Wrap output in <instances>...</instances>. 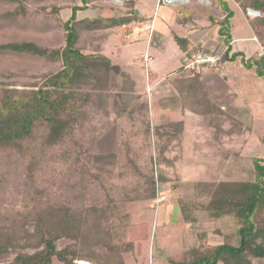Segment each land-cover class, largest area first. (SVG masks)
<instances>
[{
    "label": "rangeland",
    "instance_id": "374dc122",
    "mask_svg": "<svg viewBox=\"0 0 264 264\" xmlns=\"http://www.w3.org/2000/svg\"><path fill=\"white\" fill-rule=\"evenodd\" d=\"M87 1L85 6L81 5L80 0H76L75 4L83 8L76 16L78 19L92 18L94 21L91 20L89 25L96 29L87 31V24L74 23L77 33L76 46L84 54L105 57L113 64L119 65L125 73H130L138 92H151L153 95L170 92V78L186 76V72L182 70V66L189 61L186 52L196 48L202 49L204 42L210 40L215 43L218 55L227 47L224 43L226 34L221 35L218 27L209 29L207 37L199 41L201 44L195 43L192 39L194 34L175 21L183 7L169 6L165 0H136L138 5L135 8L141 12L140 16L146 19L145 22L150 20L156 24L153 28L148 27L147 31L134 30L141 29L134 24L108 28L105 27L108 25L106 22H102L103 26L94 23L95 19H101L102 15H113V11H118L114 13L120 16L125 8L122 6L124 0H104L101 3L96 0ZM170 1L178 3V0ZM194 1L209 5V0ZM59 4V8L74 5L69 0H60ZM226 4L227 9L232 11V29L227 31L228 26L224 32L228 34L229 39L232 37L239 42L229 46V58L223 59L222 67L215 69L212 76L221 81L224 88L225 101L222 100L226 105L216 104L250 126V130L244 131L242 135L224 140V149L231 151L232 170L236 172L244 167H240V159L264 157V144L258 139L264 135V77L258 76L256 71L259 64H262L260 61L264 59V44H261V48L255 40L257 38L260 42L264 41V25L251 15L249 9L244 12L234 2ZM12 8L11 4L0 3V44L33 42L50 50L63 48L65 37L62 23L69 19L70 8L53 13L54 2L29 1L28 15L11 19L5 14ZM256 15L260 16V13L257 12ZM172 18L174 21L171 23ZM233 53L235 55L232 59L230 57ZM147 55L152 58L149 65L145 64L148 61L145 58ZM256 61L257 65L253 63ZM60 68V61L51 62L32 55L0 51V89L13 88L19 92L35 90L44 82L41 75H52ZM146 69L154 73L156 82L149 84L146 80ZM107 73L109 74L100 73L97 87L89 92V103L83 108L75 140L77 144L89 147L97 155L119 153L118 161L122 166L126 159L122 157L123 152L117 150L118 140L124 132L121 128L124 125L121 127L119 123L118 126L119 120H116L118 104L114 101L117 94L113 95L110 90L99 93V88L107 89V84L113 81V75ZM157 82L162 84V87L156 88ZM201 120L197 115L186 112L183 150L180 151L176 144H169L171 152L164 153V157L175 158L177 163L173 161V164L162 165L166 182L157 183L154 201L131 202L127 199L133 197L134 192L129 188L133 185L132 180L128 181L125 174L120 175L119 179L115 178L116 174H113L114 177L110 175V179L106 177L108 174H104V193L97 182L93 183L87 179V175L80 181L73 170L68 168L73 161L65 162L61 147L45 152L41 159L37 160V165L29 168V173L24 170L22 160L13 152L0 155V170L7 178L6 186L0 189L1 223L8 229L7 233L11 232V224L16 222L22 231L26 230L31 234L35 229V222H27L30 215H33L30 206L34 202L31 201L36 200L41 206L44 199L51 201L55 211L60 201H66L63 196H67L68 206L71 207V221L80 216L81 230L77 234L61 237L56 244L59 250L67 247L76 250L89 264H96L94 261L99 264L188 262L189 251L197 244L199 233H205V242L209 245L226 241L232 243L234 228L230 220L215 221L202 211L209 201L210 190L220 182H227L229 177L226 174L225 152L216 147H207L208 133L201 126ZM123 138L126 139V134ZM138 154L144 155V152L142 154L139 151ZM234 154L237 155L236 160ZM118 193L125 196V202L115 204L116 214L112 218V228L107 227L106 220L108 215H111L108 203ZM106 194L107 199H103ZM93 200L108 208L105 214H98L101 221L98 226H93V217L89 213ZM104 215L107 217L103 220ZM85 217L87 221L83 223ZM75 223L77 220L70 222ZM133 226L137 231L143 230L147 237L134 239L133 252L129 254L124 252V245L131 240L129 232ZM24 243L23 239L16 241L14 249L10 250L4 259H0V264H11L18 253L35 251ZM78 262L75 260L73 263ZM53 264L60 263L53 260ZM254 264L261 262L254 261Z\"/></svg>",
    "mask_w": 264,
    "mask_h": 264
},
{
    "label": "trees",
    "instance_id": "16d2710c",
    "mask_svg": "<svg viewBox=\"0 0 264 264\" xmlns=\"http://www.w3.org/2000/svg\"><path fill=\"white\" fill-rule=\"evenodd\" d=\"M29 1L41 3L45 0H0V3L13 5L12 10L5 16L15 19L28 15ZM69 1L74 5L63 7L70 8L71 12L69 19L62 23L65 37L62 49L50 50L33 42L0 44L2 52L27 54L51 62H61V68L56 73L41 75L44 82L35 90L19 92L13 88L0 89V155L13 152L22 160L24 170L29 173V168L35 167L37 160H40L45 152L61 147L65 162L73 161L68 168L73 170L80 181L87 175V179L93 183L97 182L104 193V178L116 174L115 178L119 179L120 175L125 174L128 181L132 180L133 185L129 188L134 192L133 197L127 199L131 202L154 201L157 183L166 182L162 165L173 164V161L177 163L175 158L164 157V153L171 152V147L168 148L171 143L176 144L182 151L185 114L193 113L202 119L201 126L208 133L207 147H216L225 152L226 174L229 177L227 182H220L210 190L209 201L203 206L202 211L215 221L229 219L234 228L232 236L234 241L209 245L205 242V233H199L197 244L189 251L190 260L175 264H254V261L264 264V157L240 159V167H244L233 172V155L231 151L224 149V140L242 135L244 131L250 130V126L225 112L212 101L203 80L202 69L207 66H202L198 71L190 70L186 68L188 61L182 66L186 76L170 78L171 91L168 93L153 95L151 92L147 94L138 92L130 73H125L119 65L113 64L105 57L84 54L76 46L77 33L74 23L87 24V31L96 28L89 25L94 21L92 18H77L76 14L83 8L75 4L76 0ZM80 1L81 5L86 6L88 3L87 0ZM50 2H54L53 13L63 9L59 8L60 0ZM210 2L209 6L194 1L182 5L183 11L179 12L175 20L182 26H198L200 22L206 21L212 26H217L221 35L226 34L224 43L227 47L219 55L198 48L186 52L189 60L198 52L215 54L219 65L209 68L215 70L222 64L223 59L229 58L230 52V39L224 29L229 26L232 12L227 9L226 2L236 3L244 12L247 9L260 12L262 15L259 20L264 25V0H210ZM136 3V0H124L122 6L125 8L120 16L115 14L101 17L95 19L94 23L101 26L102 22H106L108 25L105 27L108 28L127 24L141 26L146 19L136 14ZM263 42L261 43L264 44ZM177 43L180 45L179 41ZM234 55L235 53L230 58L233 59ZM253 63L257 65V61ZM260 63L262 64H259L256 71L258 76L264 77V59ZM101 72L105 75L110 72V75H113V81L107 84V89L99 88V93L103 94V91L110 90L113 95L117 94L114 101L118 104L116 106L118 108L115 107L116 120H119L118 126L119 123L121 127L124 125L121 130L124 131L123 135L126 134V139L122 135L118 140L117 152H123L122 157L126 159L122 166L118 161L119 153L97 155L89 147L77 144L75 140L83 108L89 103L87 97L91 89L97 87ZM115 75L121 80L118 81L119 77L116 78ZM147 76L149 84L152 83L154 80L152 75ZM258 139L264 144V135ZM139 151L142 154L144 152V155L140 154V157ZM234 159H237L236 154ZM104 174L108 175L105 177ZM6 184L7 178L0 170V189ZM104 196L103 199H107V194ZM63 198L66 201H60L55 211L52 209L51 201L44 199L42 206L36 200L31 201L34 202L30 206L33 215L27 219L30 224L35 222V229L31 234L26 230L22 231L16 222L11 224V234L7 233L8 229L4 228L0 220V259H4L9 251L14 249L16 241L23 239L24 244H28L27 247L35 251L18 253L11 264H53V260L60 264H74L75 260L84 261L85 257L79 255L76 250L68 247L59 250L57 247L56 243L61 237L79 233L82 225L79 224L80 216L71 221L68 197ZM121 202H125V196L118 193L108 203L112 216H103V220L107 217V227L112 225L113 215L116 214L115 204ZM98 205L93 200L89 210L93 217V226L101 222L98 214H105L108 210L107 206ZM75 220L77 223L70 224ZM86 221L87 217L83 219V223ZM87 224L88 222L86 227ZM134 227L129 232L131 240L124 245L125 251L123 250L129 254L133 252L135 240L147 237L143 230L137 231ZM94 263L99 264L95 261Z\"/></svg>",
    "mask_w": 264,
    "mask_h": 264
},
{
    "label": "crops",
    "instance_id": "0c3cea01",
    "mask_svg": "<svg viewBox=\"0 0 264 264\" xmlns=\"http://www.w3.org/2000/svg\"><path fill=\"white\" fill-rule=\"evenodd\" d=\"M183 1L184 0H178L177 1L178 3L175 4V1L165 0V3L169 4V6H173V7L177 6L178 7V6L186 5V4H188V3H190V2H192L194 0H188L187 2H183ZM194 2H197V1H194ZM171 3H174V4L172 5ZM197 3L201 4L200 2H197ZM210 4H211V2L209 0V5ZM137 5H138V3L136 4V6ZM201 5H203V6H209V5H205V4H201ZM136 11L138 12V15H141V12L139 10L136 9ZM229 11H231V10H229ZM250 11H251V15L254 16L256 19H260L261 18L260 16L262 14L260 12H259L260 13V16H259V15H256V13H257L256 11H252V10H250ZM114 12L117 13L116 11H113V13H112L113 15H115ZM113 15H111V16H113ZM105 16L106 15H102V17H105ZM172 20L174 21V18L170 19V22L171 23L173 22ZM228 23H229L228 30L230 31V29H232V16L229 18V22ZM155 25H156L155 22H153V21L150 22V20H148L147 22H145L143 25L140 26L141 27V31L142 30L143 31L144 30L147 31L148 27L152 26V28H153V26H155ZM183 27L187 28L188 30H190L194 34V36H193L192 39L197 44L200 43L199 42L200 40H203V38L205 39L207 37V34H208L209 29H212V28L213 29L214 28L217 29V26L214 27V26L208 24L206 21L200 22L198 26L187 25V26H183ZM255 40H256L257 45L258 46L260 45V47H261L262 46L261 45L262 43L257 38H255ZM238 42H239L238 39H234V38L231 37V39H230V46L232 47V45H237ZM209 44H211V45H209ZM202 49H203V51H208V52L217 54L216 53V49H217L216 44L215 43H211L210 40H208L206 43L204 42V44L202 45ZM222 51H221V53H222ZM148 57L150 59L145 63L146 65H149V63L152 60V58L150 56H148ZM221 67H222V64L219 66V68H221ZM205 69H207V71H205ZM202 71H203V80H204V83H205V87H206L207 91L209 92V94L211 96V99L213 101H215L214 102L215 104L216 103H219L220 105H226V103L224 102L225 101L224 88L222 87L221 81H219L217 78H214L212 76V73H213L214 70L213 69H209L208 67H204L202 69ZM146 72H147L146 73L147 75H152V77L154 78L153 81H155V75H154V73L150 69H148V71L146 69ZM157 86H159V87L161 86L162 87V84H160V83L158 84V82H157L155 87L158 88ZM216 101H218V102H216ZM220 108H222V107H220ZM184 141H185V130H183L182 150H183V143H184Z\"/></svg>",
    "mask_w": 264,
    "mask_h": 264
},
{
    "label": "built area",
    "instance_id": "2783aa9c",
    "mask_svg": "<svg viewBox=\"0 0 264 264\" xmlns=\"http://www.w3.org/2000/svg\"><path fill=\"white\" fill-rule=\"evenodd\" d=\"M255 14V13H254ZM141 30L139 28H134V30ZM146 60L150 58L145 56ZM218 65V57L215 54L198 52L194 54L186 65L187 69L198 71L202 66H207L208 68H213Z\"/></svg>",
    "mask_w": 264,
    "mask_h": 264
},
{
    "label": "bare ground",
    "instance_id": "6f19581e",
    "mask_svg": "<svg viewBox=\"0 0 264 264\" xmlns=\"http://www.w3.org/2000/svg\"><path fill=\"white\" fill-rule=\"evenodd\" d=\"M78 264H89V263L86 262V261H82V260H81V261L78 262Z\"/></svg>",
    "mask_w": 264,
    "mask_h": 264
},
{
    "label": "water",
    "instance_id": "95a60500",
    "mask_svg": "<svg viewBox=\"0 0 264 264\" xmlns=\"http://www.w3.org/2000/svg\"><path fill=\"white\" fill-rule=\"evenodd\" d=\"M136 13L138 14V12L136 11Z\"/></svg>",
    "mask_w": 264,
    "mask_h": 264
}]
</instances>
